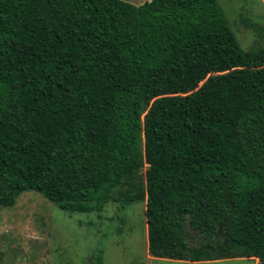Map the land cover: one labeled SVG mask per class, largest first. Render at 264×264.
I'll list each match as a JSON object with an SVG mask.
<instances>
[{"label":"trees","instance_id":"trees-1","mask_svg":"<svg viewBox=\"0 0 264 264\" xmlns=\"http://www.w3.org/2000/svg\"><path fill=\"white\" fill-rule=\"evenodd\" d=\"M24 190L118 191L150 256L264 264V47L218 0H0V205Z\"/></svg>","mask_w":264,"mask_h":264},{"label":"rangeland","instance_id":"rangeland-1","mask_svg":"<svg viewBox=\"0 0 264 264\" xmlns=\"http://www.w3.org/2000/svg\"><path fill=\"white\" fill-rule=\"evenodd\" d=\"M218 3L240 48L264 47V0ZM145 167L139 169L141 175ZM112 195L115 199L107 200L98 211L69 213L37 191L20 192L11 205H0V264H195L148 259L143 202L120 206L118 191ZM199 240L187 228V244ZM199 264L253 263L226 259Z\"/></svg>","mask_w":264,"mask_h":264},{"label":"crops","instance_id":"crops-1","mask_svg":"<svg viewBox=\"0 0 264 264\" xmlns=\"http://www.w3.org/2000/svg\"><path fill=\"white\" fill-rule=\"evenodd\" d=\"M146 257L148 259L151 260H161V261H174V262H184V263H195V264H199V263H205V262H214V261H222V260H226V259H248L251 260L253 264L256 263L257 259L254 257H240V258H221V259H215V260H208V261H189V260H183V259H170V258H161V257H152L148 254L147 250H146Z\"/></svg>","mask_w":264,"mask_h":264}]
</instances>
